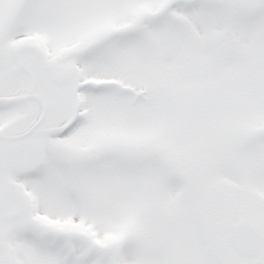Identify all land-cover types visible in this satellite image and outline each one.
<instances>
[{
    "label": "snow or ice",
    "instance_id": "snow-or-ice-1",
    "mask_svg": "<svg viewBox=\"0 0 264 264\" xmlns=\"http://www.w3.org/2000/svg\"><path fill=\"white\" fill-rule=\"evenodd\" d=\"M0 264H264V0H0Z\"/></svg>",
    "mask_w": 264,
    "mask_h": 264
}]
</instances>
